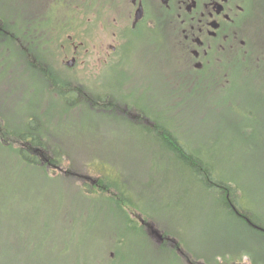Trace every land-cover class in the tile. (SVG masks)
<instances>
[{"label": "rangeland", "instance_id": "rangeland-1", "mask_svg": "<svg viewBox=\"0 0 264 264\" xmlns=\"http://www.w3.org/2000/svg\"><path fill=\"white\" fill-rule=\"evenodd\" d=\"M257 2L247 31L249 58L241 63L246 70L232 76L228 89L187 102L174 101L164 79L141 83L142 74L130 87L139 102H114L109 112L94 111L91 102H63L56 81L29 73L30 60L10 57L0 45V264H76L64 259L79 252L87 264H264V232L236 211L264 225V154L252 141L250 114L251 102H264V0ZM11 3L0 0L7 23ZM50 61L33 65L57 59ZM148 106L176 138L173 151L170 140L141 132L139 111ZM25 133L64 172L25 166L18 153ZM228 182L236 208L226 206L220 188ZM117 211L142 234L128 231ZM141 218L178 242L188 261L160 248ZM67 236L75 238L69 255Z\"/></svg>", "mask_w": 264, "mask_h": 264}, {"label": "flooded vegetation", "instance_id": "flooded-vegetation-1", "mask_svg": "<svg viewBox=\"0 0 264 264\" xmlns=\"http://www.w3.org/2000/svg\"><path fill=\"white\" fill-rule=\"evenodd\" d=\"M257 4V0H13L10 23L0 14V45L10 57L30 60L31 66L24 67L29 73L56 81L63 102H91L94 111L105 107L103 112H109L106 106L114 102H139L141 98H130V87L141 74V83L164 79L174 91L173 100L187 102L206 91L228 89L234 84L232 76L246 70L241 63L249 58L247 31ZM39 58L57 62L34 66ZM121 104L130 110L128 103ZM148 109L139 111L141 132L147 138H170L167 147L173 151L176 138L162 129L157 108ZM31 141L19 147L29 154L28 167L33 168L36 155L41 166L63 171L49 157V149L35 148ZM140 223L160 248L187 260L178 242L142 218Z\"/></svg>", "mask_w": 264, "mask_h": 264}, {"label": "trees", "instance_id": "trees-1", "mask_svg": "<svg viewBox=\"0 0 264 264\" xmlns=\"http://www.w3.org/2000/svg\"><path fill=\"white\" fill-rule=\"evenodd\" d=\"M253 105L252 109L251 110V115L253 117H255L254 119V122L256 123L255 126H253V131H255L256 133V138L255 137H252V141H257L256 142V147L259 148L258 146H260L261 150H263L262 154H264V102H251V106ZM164 135H166V133H164ZM169 136V135H168ZM30 136H28L26 133L25 134H21L19 135V139H20V143L21 141H24L22 143V146H27L26 145V142L27 140L29 139ZM31 143H32V146L35 147V148H44V145L40 142V141H37L35 138H32L31 139ZM170 140V138L168 139ZM19 142V141H18ZM172 144H175V140H172ZM179 144V143H178ZM179 146L181 147V145L179 144ZM18 153H19V159L20 161L25 164V166L28 167L27 164H29V160H30V157H29V154L24 150V149H21V148H18ZM183 158H185V161L189 163V160L187 158L186 155H183ZM41 164V161L38 159V157L35 155V158H34V161H33V169L35 170H45V167L44 166H40ZM193 164L195 165L196 164V161L195 163L193 162ZM45 172V171H44ZM229 184H225L224 186H220V188L225 192V203H226V206L229 208L232 206L234 208H236V192L234 190V187L232 186V182H228ZM100 197L103 196V195H99ZM112 201V199H110ZM114 200V199H113ZM113 202V201H112ZM116 207L118 208L119 206V210L122 209V204H120L119 202L116 201ZM230 210V209H229ZM237 211V210H236ZM117 214H119V212L117 211ZM237 214L239 216H241V218H246V219H249L251 221H253L252 223L255 224L254 228L257 230H260L262 232H264V225L253 220L252 218H249L247 215L237 211ZM122 217L125 221H126V224H127V230L132 232L133 234H136V235H141L142 234V230H141V227L139 226V224L132 218H130L128 216V214L125 216L124 213H120L119 214V217ZM254 229V230H255ZM72 241L75 242V238L73 236H67V240L65 241L64 243V250H65V255H69V251H71V243ZM125 243V242H124ZM39 235L37 237L34 238V246H37L39 245ZM79 246V245H77ZM180 246V245H179ZM79 248V247H77ZM174 253V255H177L175 251H172ZM82 252H79L77 253L76 257L73 255L71 258H67L65 257L66 259L64 260H72L74 259V263L76 264H87V260L84 259L82 256H81ZM179 257V255H178ZM178 260V259H177ZM196 263V262H194ZM254 264H260L259 260L257 261H254Z\"/></svg>", "mask_w": 264, "mask_h": 264}, {"label": "water", "instance_id": "water-1", "mask_svg": "<svg viewBox=\"0 0 264 264\" xmlns=\"http://www.w3.org/2000/svg\"><path fill=\"white\" fill-rule=\"evenodd\" d=\"M71 65H73V64H71ZM157 236H158L159 238H162V236H161V235H159V234H157Z\"/></svg>", "mask_w": 264, "mask_h": 264}, {"label": "bare ground", "instance_id": "bare-ground-1", "mask_svg": "<svg viewBox=\"0 0 264 264\" xmlns=\"http://www.w3.org/2000/svg\"><path fill=\"white\" fill-rule=\"evenodd\" d=\"M237 210V209H236ZM237 211H239V210H237Z\"/></svg>", "mask_w": 264, "mask_h": 264}]
</instances>
